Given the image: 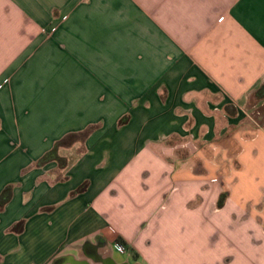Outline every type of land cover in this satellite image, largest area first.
<instances>
[{
	"label": "crops",
	"instance_id": "1",
	"mask_svg": "<svg viewBox=\"0 0 264 264\" xmlns=\"http://www.w3.org/2000/svg\"><path fill=\"white\" fill-rule=\"evenodd\" d=\"M263 86L264 0H0V264H264Z\"/></svg>",
	"mask_w": 264,
	"mask_h": 264
},
{
	"label": "rangeland",
	"instance_id": "2",
	"mask_svg": "<svg viewBox=\"0 0 264 264\" xmlns=\"http://www.w3.org/2000/svg\"><path fill=\"white\" fill-rule=\"evenodd\" d=\"M44 33L48 36L50 35L49 33H46L45 30H44ZM251 100H253V99H251ZM250 117L258 125H260L261 127H264V102H257L254 104H250ZM177 145H179V144H176V143L170 144V146H173V147L177 146ZM78 147L79 146H76V148H78ZM75 152H77V151L75 150ZM206 152H209V151L207 150ZM180 206H181L180 202L176 201L174 206L170 207L167 212H165L164 210H161L159 213V214L163 215V217H164L162 222H161V223H163L162 228L160 229L159 236H158L162 245L164 244L163 242L167 236H169L170 234H179L180 233L181 227L179 228V225L177 223L192 222V220H193L192 214L185 212L183 209L177 208ZM167 221H168V223L164 225V223ZM157 222H158V219H157ZM202 237H203V241L201 242L202 243L201 246H202V249L205 250V248H203V247L205 246V243H208V240H207V236H205L203 234H202ZM149 254L150 253H148V255ZM169 256L170 257H164V256H156L154 254H151L148 256V259L143 256L140 260V263H142V264H193V260L194 261L197 260V263L200 264L204 258H207V260H208L207 256H201V258H199V260L197 257H193V256L187 257V256L178 255V254L169 255Z\"/></svg>",
	"mask_w": 264,
	"mask_h": 264
},
{
	"label": "trees",
	"instance_id": "3",
	"mask_svg": "<svg viewBox=\"0 0 264 264\" xmlns=\"http://www.w3.org/2000/svg\"><path fill=\"white\" fill-rule=\"evenodd\" d=\"M256 99L253 103H256V102H260L261 100L264 99V86L262 88H260L257 92H255L252 96H250V101L251 99ZM55 152V150L53 151ZM84 188L83 186L79 189V191H81V189ZM224 200H225V195H222L221 196V199H220V202H219V207L223 206V203H224ZM4 200L3 198L1 199V205H0V210L2 209V206L4 204Z\"/></svg>",
	"mask_w": 264,
	"mask_h": 264
},
{
	"label": "built area",
	"instance_id": "4",
	"mask_svg": "<svg viewBox=\"0 0 264 264\" xmlns=\"http://www.w3.org/2000/svg\"><path fill=\"white\" fill-rule=\"evenodd\" d=\"M46 33H47V32H46ZM118 248H119L120 250H124V248H122V247H121V246H119V245H118Z\"/></svg>",
	"mask_w": 264,
	"mask_h": 264
}]
</instances>
